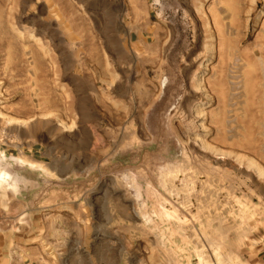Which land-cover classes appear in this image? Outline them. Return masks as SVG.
Here are the masks:
<instances>
[{
  "label": "rangeland",
  "instance_id": "rangeland-1",
  "mask_svg": "<svg viewBox=\"0 0 264 264\" xmlns=\"http://www.w3.org/2000/svg\"><path fill=\"white\" fill-rule=\"evenodd\" d=\"M61 2L0 0V134L79 163L81 200L128 228L125 264H264V0H183L186 67L150 83L122 58L110 89L88 11Z\"/></svg>",
  "mask_w": 264,
  "mask_h": 264
},
{
  "label": "crops",
  "instance_id": "crops-1",
  "mask_svg": "<svg viewBox=\"0 0 264 264\" xmlns=\"http://www.w3.org/2000/svg\"><path fill=\"white\" fill-rule=\"evenodd\" d=\"M40 1L46 9H61V0ZM73 1L88 11L90 72L102 75L109 89L119 82L122 58L145 70L150 83L186 67L181 59L192 53L176 48L178 30L169 17L170 10L183 9V0ZM108 73L115 77L108 80ZM98 88L94 82L92 89ZM2 134L0 264H125L128 228L115 226L118 237L111 238V211H95L87 205L88 195L81 200L78 185L87 180L73 179L79 163L71 165L61 152L32 143L28 135Z\"/></svg>",
  "mask_w": 264,
  "mask_h": 264
},
{
  "label": "bare ground",
  "instance_id": "bare-ground-1",
  "mask_svg": "<svg viewBox=\"0 0 264 264\" xmlns=\"http://www.w3.org/2000/svg\"><path fill=\"white\" fill-rule=\"evenodd\" d=\"M242 52V51H241ZM241 55V54H240ZM245 62H246V60H244ZM249 64V63H248ZM245 78H246V88L250 91V89L252 90L253 89V87H254V84H253V81H252V79H251V76L248 74V73H246L245 74ZM248 91V92H249ZM251 95V94H250Z\"/></svg>",
  "mask_w": 264,
  "mask_h": 264
}]
</instances>
